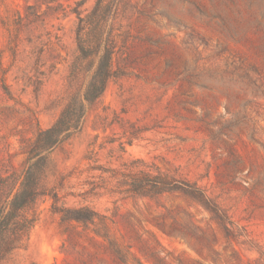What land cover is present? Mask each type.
<instances>
[{"label": "rangeland", "instance_id": "rangeland-1", "mask_svg": "<svg viewBox=\"0 0 264 264\" xmlns=\"http://www.w3.org/2000/svg\"><path fill=\"white\" fill-rule=\"evenodd\" d=\"M81 1L0 0V207L38 131L87 84L76 13L96 0ZM110 24L116 77L47 156L28 237L8 252L1 237L0 264H264V0H119ZM141 171L195 183L225 218L130 194ZM79 207L106 230L54 213Z\"/></svg>", "mask_w": 264, "mask_h": 264}, {"label": "trees", "instance_id": "trees-1", "mask_svg": "<svg viewBox=\"0 0 264 264\" xmlns=\"http://www.w3.org/2000/svg\"><path fill=\"white\" fill-rule=\"evenodd\" d=\"M118 3L119 0H96L94 7L86 15L76 13L78 62L73 67V73H78L81 63L88 62L85 72H89V78L83 92L68 99L54 123L38 131L27 152L19 186L8 204L0 207V238L13 233V240L5 248L6 252L18 248L21 238L28 237L31 225L22 214L33 207L38 198L46 195L41 189V181L44 178L47 156L80 131L89 107L116 77L113 61L117 54V42L110 22L116 16ZM128 186V192L137 197L179 194L197 202L219 220L225 218L217 204L195 183L185 178L159 171H141L130 177ZM51 198L56 203L57 196L52 195ZM54 213L60 216L62 222L91 225L103 231L107 227L106 217L88 207L59 208ZM114 252L119 259L122 258L115 247Z\"/></svg>", "mask_w": 264, "mask_h": 264}]
</instances>
